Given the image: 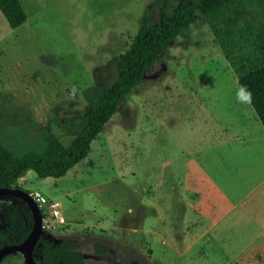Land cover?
<instances>
[{
  "label": "rangeland",
  "instance_id": "rangeland-1",
  "mask_svg": "<svg viewBox=\"0 0 264 264\" xmlns=\"http://www.w3.org/2000/svg\"><path fill=\"white\" fill-rule=\"evenodd\" d=\"M22 2L28 19L16 28L0 9V140L20 155L43 150L51 132L70 147L140 26L177 5ZM229 15L198 10L65 175L30 168L18 179L65 218L42 236L79 241L88 264H234L264 250V125L218 35L248 24L264 42V0H238Z\"/></svg>",
  "mask_w": 264,
  "mask_h": 264
},
{
  "label": "trees",
  "instance_id": "trees-1",
  "mask_svg": "<svg viewBox=\"0 0 264 264\" xmlns=\"http://www.w3.org/2000/svg\"><path fill=\"white\" fill-rule=\"evenodd\" d=\"M238 0H177L168 18L165 6L162 18L151 25H141L131 47L120 54L117 78L97 97L89 110V123L66 146L54 133L46 137L43 150H30L22 155L14 152L0 140V187L17 186L18 179L34 169L41 176H62L80 163L91 151V144L107 122L118 111L120 101L145 78L148 69L160 58L161 51L177 37L183 28L198 18V10L210 20H231V6ZM0 9L11 27L16 28L28 19L22 0H0ZM235 16V15H234ZM218 34V32H217ZM251 25H241L226 36L218 34L226 56L231 60L239 84L249 98L264 125V42L251 35ZM4 222L0 225V247L23 241L31 232L34 217L25 200L5 206ZM38 259L44 264H88L85 252L77 240H55L42 236L37 243ZM97 249L106 252L100 243ZM234 264H264V250L238 256Z\"/></svg>",
  "mask_w": 264,
  "mask_h": 264
},
{
  "label": "water",
  "instance_id": "water-1",
  "mask_svg": "<svg viewBox=\"0 0 264 264\" xmlns=\"http://www.w3.org/2000/svg\"><path fill=\"white\" fill-rule=\"evenodd\" d=\"M9 194L16 195L27 202L32 210L34 224L29 235L21 242L14 244H5L0 247V261L10 252L19 250L25 255L26 263H32L34 259V248L43 233V215L38 202L34 199L30 192L19 186L0 187V196Z\"/></svg>",
  "mask_w": 264,
  "mask_h": 264
},
{
  "label": "built area",
  "instance_id": "built-area-1",
  "mask_svg": "<svg viewBox=\"0 0 264 264\" xmlns=\"http://www.w3.org/2000/svg\"><path fill=\"white\" fill-rule=\"evenodd\" d=\"M31 195L38 202L41 208L43 215V228L51 225L50 220H52L53 218H55V220L59 223L65 221V218L61 214L60 209L54 207L51 201L40 190L32 191Z\"/></svg>",
  "mask_w": 264,
  "mask_h": 264
},
{
  "label": "flooded vegetation",
  "instance_id": "flooded-vegetation-1",
  "mask_svg": "<svg viewBox=\"0 0 264 264\" xmlns=\"http://www.w3.org/2000/svg\"><path fill=\"white\" fill-rule=\"evenodd\" d=\"M4 195H2V196H0V225H2L3 224V222H4V217H5V215H4V212L6 211L5 210V206L7 205V204H15V203H17L16 201H4L3 199H2V197H3ZM16 196V195H15ZM42 237V236H41ZM38 243V242H37ZM37 245V244H36ZM37 246H35V248H34V259H35V261H33L32 263H29V264H44L42 261H40L39 259H38V253H37ZM11 254H14V255H16V256H18V257H20L19 259H17V260H12L11 258H10V255ZM0 264H27L26 263V259H25V255H24V253H22L21 251H19V250H14V251H12V252H10V253H8L1 261H0Z\"/></svg>",
  "mask_w": 264,
  "mask_h": 264
},
{
  "label": "crops",
  "instance_id": "crops-1",
  "mask_svg": "<svg viewBox=\"0 0 264 264\" xmlns=\"http://www.w3.org/2000/svg\"><path fill=\"white\" fill-rule=\"evenodd\" d=\"M263 237H264V232L260 235V237H259V241H264V239H263Z\"/></svg>",
  "mask_w": 264,
  "mask_h": 264
}]
</instances>
